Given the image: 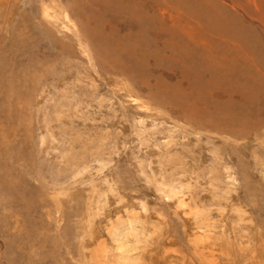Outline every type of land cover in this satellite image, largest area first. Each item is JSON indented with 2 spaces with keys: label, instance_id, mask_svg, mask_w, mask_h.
Instances as JSON below:
<instances>
[{
  "label": "rangeland",
  "instance_id": "374dc122",
  "mask_svg": "<svg viewBox=\"0 0 264 264\" xmlns=\"http://www.w3.org/2000/svg\"><path fill=\"white\" fill-rule=\"evenodd\" d=\"M231 1L0 0V264H264V0Z\"/></svg>",
  "mask_w": 264,
  "mask_h": 264
},
{
  "label": "bare ground",
  "instance_id": "6f19581e",
  "mask_svg": "<svg viewBox=\"0 0 264 264\" xmlns=\"http://www.w3.org/2000/svg\"><path fill=\"white\" fill-rule=\"evenodd\" d=\"M225 1H227L228 3H230V4H233V2L231 1V0H225ZM233 6H235V8H236V6H237V8H236V10L238 11V13L240 14V15H243V17H246V18H248V19H250V20H255V19H258V17H256V13L255 12H252V13H250V11H249V8H248V6L247 5H245V7L244 6H242V5H240L239 3H234V5ZM242 7V8H241ZM44 11H45V9H44ZM66 12V11H65ZM62 13V12H61ZM45 15L47 16V13H46V11H45ZM47 19H48V17H47ZM67 16H66V14H64V16H63V20L65 21V29H67L69 26H68V24H66V22H67ZM256 21V20H255ZM257 23H259L258 21H256ZM64 26V25H63ZM143 26V25H142ZM73 27V26H72ZM72 31V30H71ZM71 33H73V35H74V37L75 38H79L78 37V31L76 30V31H72ZM243 40V39H242ZM245 42H246V40H245ZM253 51V50H252ZM124 59H126V58H124ZM128 62H127V65L129 64V60H130V57H129V60L128 59H126ZM125 60V61H126ZM132 60V59H131ZM135 60V59H134ZM124 61V60H123ZM137 61V60H136ZM126 63V62H125ZM136 66H134L133 67V69L135 68ZM194 69V68H193ZM196 69V68H195ZM236 79H237V77H236ZM239 84V83H238ZM238 86V85H237ZM261 91V90H260ZM262 92V91H261ZM249 94V93H248ZM255 94V93H254ZM256 95H258L257 93H256ZM243 109V108H242ZM243 117V116H242ZM91 220V219H90Z\"/></svg>",
  "mask_w": 264,
  "mask_h": 264
}]
</instances>
